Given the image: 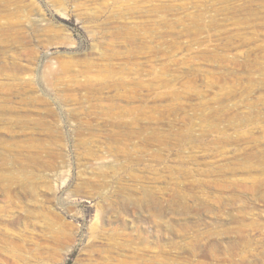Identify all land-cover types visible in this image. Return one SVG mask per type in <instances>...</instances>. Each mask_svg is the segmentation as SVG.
I'll return each instance as SVG.
<instances>
[{"label": "rangeland", "instance_id": "rangeland-1", "mask_svg": "<svg viewBox=\"0 0 264 264\" xmlns=\"http://www.w3.org/2000/svg\"><path fill=\"white\" fill-rule=\"evenodd\" d=\"M0 264H264V0H0Z\"/></svg>", "mask_w": 264, "mask_h": 264}]
</instances>
